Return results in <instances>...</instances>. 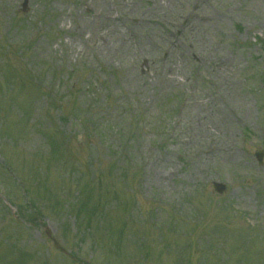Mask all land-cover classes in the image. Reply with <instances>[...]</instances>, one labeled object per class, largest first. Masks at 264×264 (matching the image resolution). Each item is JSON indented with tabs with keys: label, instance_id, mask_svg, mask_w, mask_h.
Listing matches in <instances>:
<instances>
[{
	"label": "rangeland",
	"instance_id": "obj_1",
	"mask_svg": "<svg viewBox=\"0 0 264 264\" xmlns=\"http://www.w3.org/2000/svg\"><path fill=\"white\" fill-rule=\"evenodd\" d=\"M22 3L0 0V264H264V0Z\"/></svg>",
	"mask_w": 264,
	"mask_h": 264
},
{
	"label": "trees",
	"instance_id": "obj_2",
	"mask_svg": "<svg viewBox=\"0 0 264 264\" xmlns=\"http://www.w3.org/2000/svg\"><path fill=\"white\" fill-rule=\"evenodd\" d=\"M90 207H91V206H90ZM94 210H96V211H94ZM81 211L83 212V211H84V209L80 210V212H81ZM98 213H99V211H98ZM90 214H91V217H90L91 219H92V218H96V217H97V209H96V207H93V208H92V210H91V213H90Z\"/></svg>",
	"mask_w": 264,
	"mask_h": 264
},
{
	"label": "water",
	"instance_id": "obj_3",
	"mask_svg": "<svg viewBox=\"0 0 264 264\" xmlns=\"http://www.w3.org/2000/svg\"><path fill=\"white\" fill-rule=\"evenodd\" d=\"M259 158H260V156H259ZM215 187L217 188V191L219 193H221L224 190V186H222V185H216Z\"/></svg>",
	"mask_w": 264,
	"mask_h": 264
},
{
	"label": "bare ground",
	"instance_id": "obj_4",
	"mask_svg": "<svg viewBox=\"0 0 264 264\" xmlns=\"http://www.w3.org/2000/svg\"><path fill=\"white\" fill-rule=\"evenodd\" d=\"M111 6H112V4H111ZM157 6H161V4H158ZM99 17H102V15H98ZM108 20V19H107ZM121 46H123V42H121Z\"/></svg>",
	"mask_w": 264,
	"mask_h": 264
}]
</instances>
